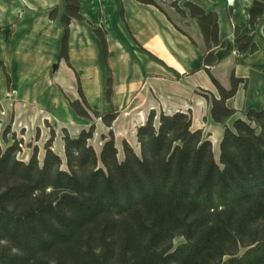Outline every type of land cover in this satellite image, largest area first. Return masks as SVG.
<instances>
[{
    "label": "trees",
    "instance_id": "16d2710c",
    "mask_svg": "<svg viewBox=\"0 0 264 264\" xmlns=\"http://www.w3.org/2000/svg\"><path fill=\"white\" fill-rule=\"evenodd\" d=\"M134 1L165 13L157 0ZM182 1L171 5L185 16ZM183 8L202 31L204 70L219 94L205 96L212 120L225 128L219 161L209 137L193 129L191 111L156 110L136 130L139 152L124 141L121 159L111 129L119 111L92 109L78 80L80 98L70 106L90 128L77 136L63 129L64 158L53 150L54 131L42 163L37 147L25 162L19 142L0 145V264H264V107L227 125L237 114L227 102L247 80L232 73L226 89L214 78L216 50L225 47L218 15L192 2ZM80 10V0H65L61 59L68 60L72 20L86 21ZM57 15L56 8L50 19ZM249 17L252 29L264 23V0H253ZM241 31L234 29L237 53L256 54L255 34ZM96 35L107 61L106 34L97 28ZM94 118L110 128L100 153L90 145Z\"/></svg>",
    "mask_w": 264,
    "mask_h": 264
},
{
    "label": "crops",
    "instance_id": "0c3cea01",
    "mask_svg": "<svg viewBox=\"0 0 264 264\" xmlns=\"http://www.w3.org/2000/svg\"><path fill=\"white\" fill-rule=\"evenodd\" d=\"M157 1L165 13L134 0H80V13L86 21L72 20L65 60L60 58L65 0H0V116L19 119L44 113L42 121L49 117L81 118L65 97L66 92H71L74 98L69 99L77 100L78 80L90 107L101 113L125 108L127 101L153 80L164 88L179 85L185 92L187 88L199 87L214 93L215 87L204 70L208 52L204 36L197 20L183 8V2L195 3L218 15L219 39L225 47L216 50L217 62L210 69L214 78L226 89L231 87L233 72L237 78L249 79L247 92L240 85L227 106L236 111H241L242 106L247 110L264 107V72L259 64L264 62V23L255 29L250 27L253 0H236L233 6L227 0H183L180 7L185 16L172 7L173 0ZM56 8L57 18L51 20L50 13ZM101 24L106 29L107 61L96 35ZM236 26L242 28V35L255 34L259 46L256 54L237 53ZM259 67L260 84L252 79ZM110 78L112 97L108 103ZM255 95H259L258 100ZM153 107L140 100L131 111L123 113L120 124L130 121L133 128L144 124ZM186 108L193 111L189 105ZM216 125L223 132L211 142L213 151L219 154L225 128ZM131 140L139 147L134 129Z\"/></svg>",
    "mask_w": 264,
    "mask_h": 264
},
{
    "label": "rangeland",
    "instance_id": "374dc122",
    "mask_svg": "<svg viewBox=\"0 0 264 264\" xmlns=\"http://www.w3.org/2000/svg\"><path fill=\"white\" fill-rule=\"evenodd\" d=\"M236 2V0H235ZM101 31L106 34V29L103 24L100 27ZM262 63V72H264V62ZM239 64V62H237ZM1 65V64H0ZM261 66V65H260ZM258 67V66H257ZM261 68H258V74L252 75L253 81L260 84L262 80ZM235 73V72H233ZM250 75V74H249ZM156 82V83H155ZM158 81H148L144 89L142 91L137 92L129 101H127V106L125 108L118 110L119 116L117 120L112 125V131L115 135L116 147L119 150V157L123 158V142H128L133 149L137 152L139 151V147L134 146L131 142L132 140V131L137 130V128L141 125H137L133 128V125L130 121L125 124H120V119L124 112H129L133 109V107L140 100L144 101V103H152L154 105L153 108L157 111V113L164 112L166 114H170L168 110L178 109L179 111L188 112L191 111L186 108V105H189L190 108L193 109L192 118H193V129L198 130L201 128L204 131L206 137H209L210 141H213L218 133L222 134L223 128L217 126L214 121H212L210 111L211 104L207 102L205 96L211 98L209 92L212 93L216 98H219V94L216 88H214V93L202 88H187V92L184 91V88L179 85H173V87L164 88L158 85ZM152 84V85H151ZM182 84V83H180ZM184 84V83H183ZM249 85V79H247L246 86H242L244 91L247 92ZM215 87V86H214ZM230 89V87H228ZM75 91L76 98L79 99V94ZM65 97L73 99L74 95L71 92H66ZM242 98V97H241ZM256 100L259 99V95H255ZM203 102V103H200ZM241 107V104H239ZM230 106H235L231 103ZM151 109L148 112H151ZM241 111H237V114L228 121L227 125L232 126L233 121L238 118H243L244 113L247 112L246 106L241 107ZM134 114H138V112H134ZM45 116L44 113H38L36 116H32L29 118L20 117L17 119L15 116L13 117H2L0 116V131L3 132L5 128H10V133L6 135L5 139L3 137L0 138V145L3 148H7L10 145H13L15 141L21 144V152L18 154V158L22 161L29 162L33 150L35 147L39 149L38 158L42 163L43 158L45 156V144L51 137V131L55 132V140L53 143V150L55 153L64 158L63 152V129L70 133L72 136H77L81 130H88L90 128V124L78 117H74V120H64V119H56L54 117H49L48 121H42L41 118ZM95 121V134L92 140H90V145H92L97 153H100L101 147L103 146L102 136H109L110 128H107L101 120L94 118ZM67 124V125H66ZM138 143V142H137ZM139 145V144H138ZM215 148V147H214ZM215 158L219 161V154L215 150L214 152ZM184 242V239L179 238L174 242L175 246L180 245Z\"/></svg>",
    "mask_w": 264,
    "mask_h": 264
},
{
    "label": "built area",
    "instance_id": "2783aa9c",
    "mask_svg": "<svg viewBox=\"0 0 264 264\" xmlns=\"http://www.w3.org/2000/svg\"><path fill=\"white\" fill-rule=\"evenodd\" d=\"M227 3L229 4V5H234V3H235V0H227Z\"/></svg>",
    "mask_w": 264,
    "mask_h": 264
},
{
    "label": "water",
    "instance_id": "95a60500",
    "mask_svg": "<svg viewBox=\"0 0 264 264\" xmlns=\"http://www.w3.org/2000/svg\"><path fill=\"white\" fill-rule=\"evenodd\" d=\"M137 152H139V151H137Z\"/></svg>",
    "mask_w": 264,
    "mask_h": 264
},
{
    "label": "bare ground",
    "instance_id": "6f19581e",
    "mask_svg": "<svg viewBox=\"0 0 264 264\" xmlns=\"http://www.w3.org/2000/svg\"><path fill=\"white\" fill-rule=\"evenodd\" d=\"M30 6V5H29Z\"/></svg>",
    "mask_w": 264,
    "mask_h": 264
}]
</instances>
